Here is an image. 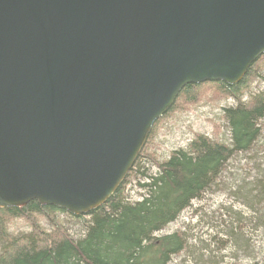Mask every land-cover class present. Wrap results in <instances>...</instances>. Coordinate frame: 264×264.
I'll use <instances>...</instances> for the list:
<instances>
[{
    "label": "water",
    "instance_id": "water-1",
    "mask_svg": "<svg viewBox=\"0 0 264 264\" xmlns=\"http://www.w3.org/2000/svg\"><path fill=\"white\" fill-rule=\"evenodd\" d=\"M262 55L264 0H0V208L97 209L184 86Z\"/></svg>",
    "mask_w": 264,
    "mask_h": 264
},
{
    "label": "trees",
    "instance_id": "trees-1",
    "mask_svg": "<svg viewBox=\"0 0 264 264\" xmlns=\"http://www.w3.org/2000/svg\"><path fill=\"white\" fill-rule=\"evenodd\" d=\"M261 59L264 55L249 67L238 84L212 82L218 87L219 96L230 97L236 102L235 106L222 110L230 135L228 144L198 135L186 148L172 151L167 159L159 161L150 155L153 127L173 111L179 99L183 98L185 104L195 102L200 87L210 82L184 86L168 111L152 125L121 185L97 209L75 216L54 206H42L35 200L19 208H0V264H169L173 255L187 249V239L182 232L158 234L173 223L191 201L201 199L204 192L216 184L233 156L251 152L264 132V88L242 99L254 66ZM145 163L154 166L156 171L141 170ZM134 173L144 180L137 184L145 191L140 200H131L124 192ZM232 193L240 197L253 214L264 210V177H255L246 183L241 181ZM61 213L80 224L77 237L68 233L59 216ZM36 215L46 220L50 228L42 227ZM257 215H254L255 225L260 221ZM251 217L247 218L250 224ZM15 218H22L29 224L28 234H9L7 224ZM233 221L237 223L236 228L231 225L224 230L226 245L242 247L246 218L237 214ZM200 257L202 264L204 261Z\"/></svg>",
    "mask_w": 264,
    "mask_h": 264
},
{
    "label": "rangeland",
    "instance_id": "rangeland-1",
    "mask_svg": "<svg viewBox=\"0 0 264 264\" xmlns=\"http://www.w3.org/2000/svg\"><path fill=\"white\" fill-rule=\"evenodd\" d=\"M217 88L212 82L205 83L200 87L195 102L185 104L183 98L177 101L173 111L164 115L152 129L148 150L151 156L159 161L167 159L172 151L186 148L198 135L229 143L230 135L222 110L235 106L236 102L230 97L219 96ZM263 88L264 59H261L254 66L253 75L247 82L242 99H248L249 93ZM143 169L148 170V173L156 171L149 163H145L141 170ZM255 177H264V132L251 152L233 156L216 184L204 192L201 199L191 201L179 217L158 234L182 232L187 239V249L173 255L169 264H201L200 256L206 264H237L249 261L264 264V210L253 214L240 197L232 193L237 190L241 181L246 183ZM143 181L135 173L129 178L124 192L131 196V200H140L145 195V191L137 185ZM237 214L243 215L247 222L242 247L231 246L230 243L226 245L227 238L224 235L225 227L232 225L236 228L237 223L233 221V216ZM254 215L260 217L257 225ZM59 216L68 233L73 238L77 237L80 224L66 213ZM248 217L252 218L251 224L247 221ZM35 218L42 227L50 228L42 217L36 215ZM7 229L11 236L25 235L31 230L22 218L10 220Z\"/></svg>",
    "mask_w": 264,
    "mask_h": 264
}]
</instances>
